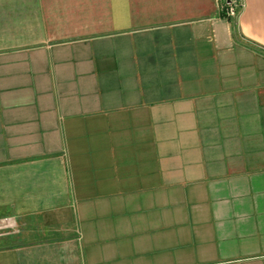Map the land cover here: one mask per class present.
<instances>
[{
	"label": "crops",
	"instance_id": "crops-1",
	"mask_svg": "<svg viewBox=\"0 0 264 264\" xmlns=\"http://www.w3.org/2000/svg\"><path fill=\"white\" fill-rule=\"evenodd\" d=\"M0 0V264H264V0Z\"/></svg>",
	"mask_w": 264,
	"mask_h": 264
},
{
	"label": "built area",
	"instance_id": "built-area-1",
	"mask_svg": "<svg viewBox=\"0 0 264 264\" xmlns=\"http://www.w3.org/2000/svg\"><path fill=\"white\" fill-rule=\"evenodd\" d=\"M242 3L238 0H221L220 8L227 17H236Z\"/></svg>",
	"mask_w": 264,
	"mask_h": 264
}]
</instances>
